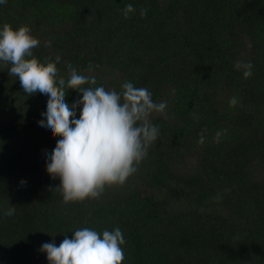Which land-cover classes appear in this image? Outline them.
<instances>
[{
  "label": "trees",
  "instance_id": "1",
  "mask_svg": "<svg viewBox=\"0 0 264 264\" xmlns=\"http://www.w3.org/2000/svg\"><path fill=\"white\" fill-rule=\"evenodd\" d=\"M5 23L29 26L33 56H60L65 81L71 64L96 78L85 88L131 82L167 108L151 114L159 140L123 186L65 203L46 169L62 137L38 123L49 97L27 95L0 62V264H50L42 245L85 227H119L123 264H264V0H7ZM66 91L69 105L82 99Z\"/></svg>",
  "mask_w": 264,
  "mask_h": 264
},
{
  "label": "clouds",
  "instance_id": "2",
  "mask_svg": "<svg viewBox=\"0 0 264 264\" xmlns=\"http://www.w3.org/2000/svg\"><path fill=\"white\" fill-rule=\"evenodd\" d=\"M6 3L0 0V4ZM135 11L132 4L126 5L124 18ZM146 15L147 9L141 8V18ZM39 43L29 26L14 30L5 23L0 28V62L5 67L10 65L9 75L19 79L27 95L39 92L49 97L47 111L42 113L47 119L38 123L46 126L52 136L62 137L46 169L52 179L60 178L61 185L56 189L61 191L64 202L98 199L106 187L123 186L138 171L150 146L160 137V128L151 122V114L164 113L167 102L155 103L148 89L137 88L131 82L122 85V92L107 91L103 86L85 88V84L95 85L96 78L78 73L71 64L65 81L58 76L60 56L45 63L33 56ZM92 67L90 64L89 69ZM253 67L251 63L236 64L237 69H243L245 79L253 75ZM66 89L82 93V99L69 105ZM237 104V98L232 97L229 106ZM81 106L77 119L76 110ZM206 131H201L198 143L205 142ZM222 134L216 133L217 142ZM14 214V206L4 212L6 217ZM72 233L73 238L65 236L58 247L54 242L42 245L41 251L47 253L50 264H123L122 246L126 241L119 227L105 229L102 235L87 227Z\"/></svg>",
  "mask_w": 264,
  "mask_h": 264
}]
</instances>
